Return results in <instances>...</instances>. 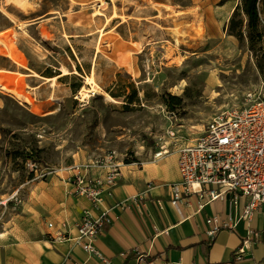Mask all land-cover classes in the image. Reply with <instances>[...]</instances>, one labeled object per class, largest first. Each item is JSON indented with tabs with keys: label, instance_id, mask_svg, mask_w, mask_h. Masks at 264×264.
I'll list each match as a JSON object with an SVG mask.
<instances>
[{
	"label": "rangeland",
	"instance_id": "374dc122",
	"mask_svg": "<svg viewBox=\"0 0 264 264\" xmlns=\"http://www.w3.org/2000/svg\"><path fill=\"white\" fill-rule=\"evenodd\" d=\"M101 1L0 0V83L14 91L0 87V258L24 239L35 183L110 153L120 168L161 146L169 154L264 91V39L250 47L227 34L237 0ZM259 10L264 32V0ZM25 75L60 76L36 102ZM88 77L98 91L82 98Z\"/></svg>",
	"mask_w": 264,
	"mask_h": 264
},
{
	"label": "crops",
	"instance_id": "0c3cea01",
	"mask_svg": "<svg viewBox=\"0 0 264 264\" xmlns=\"http://www.w3.org/2000/svg\"><path fill=\"white\" fill-rule=\"evenodd\" d=\"M25 77L30 89L23 92L36 102V95L44 88L53 89L51 81L57 78L38 81L31 75ZM177 159L173 150L159 160L120 168L122 178L113 192L122 207L114 206L112 199L105 200L103 206L110 207L109 223L94 243L106 264H232L233 252L247 240L249 231L255 234L248 240L252 244L237 264H264V205L248 222L240 221L232 231L220 230L209 243L204 235V220L214 215L227 220L231 198L228 195L184 219L186 212L179 213L170 204L171 185L180 181ZM106 172V167H98L89 175L102 177ZM132 197H136L135 201ZM28 199L32 213L26 210L24 239L7 248V257L0 258L1 264H103L96 256L85 254L74 241L82 212L87 210L96 218L99 209L93 208L88 198L74 193L69 178L35 183ZM44 221L46 226L52 223L53 233L44 230ZM15 222L18 221H11L10 232ZM135 251L145 255V263L137 262Z\"/></svg>",
	"mask_w": 264,
	"mask_h": 264
},
{
	"label": "built area",
	"instance_id": "2783aa9c",
	"mask_svg": "<svg viewBox=\"0 0 264 264\" xmlns=\"http://www.w3.org/2000/svg\"><path fill=\"white\" fill-rule=\"evenodd\" d=\"M175 151L180 181L171 185L170 204L179 213L186 212H183L184 219L199 214L205 207L223 201L229 195L227 220H220L217 215L204 220L207 241L211 243L222 229L232 231L240 221L248 222L264 205V91L248 94L241 107L213 117L198 137ZM167 154L168 149L161 146L154 152L153 159L159 160ZM93 167H106L107 172L102 177H92L87 171ZM84 171L77 168L69 180L74 193L88 198L92 207L99 209V216L94 218L84 210L74 241L85 254L96 256L106 264L94 243L109 223L110 207L103 206L105 200L112 199L114 206L122 207L113 192L122 175L112 153L91 161ZM135 199L132 197L133 201ZM241 200H244L243 204ZM47 227L51 229L52 223H47ZM254 235L252 231L248 232L247 240L233 252L230 263L237 264L244 259L252 244L248 240ZM58 237L61 239L62 234ZM136 260L145 263V255L136 252Z\"/></svg>",
	"mask_w": 264,
	"mask_h": 264
},
{
	"label": "trees",
	"instance_id": "16d2710c",
	"mask_svg": "<svg viewBox=\"0 0 264 264\" xmlns=\"http://www.w3.org/2000/svg\"><path fill=\"white\" fill-rule=\"evenodd\" d=\"M227 1L230 0H221V4ZM260 2L261 0H237L227 25L228 35L235 37L239 43L246 39L250 47L261 44L264 39V32L261 29ZM164 100L171 110L178 107L181 102L180 98L170 95H166ZM5 155L16 159L21 154L12 152Z\"/></svg>",
	"mask_w": 264,
	"mask_h": 264
},
{
	"label": "bare ground",
	"instance_id": "6f19581e",
	"mask_svg": "<svg viewBox=\"0 0 264 264\" xmlns=\"http://www.w3.org/2000/svg\"><path fill=\"white\" fill-rule=\"evenodd\" d=\"M100 2H102V1L100 0ZM223 51L225 53H230L232 51V49L230 47H225L223 49ZM61 74L66 75V74H68V72L66 70H64ZM85 84L88 85L89 87L83 86L79 92V96H81L82 98H85L88 96V93H93V94L97 93L98 87L94 84L91 77L86 78ZM7 86H8L7 84H1L0 83L1 89H4L6 91L13 93L14 91L9 89ZM27 102L31 103L30 100H28V99H27Z\"/></svg>",
	"mask_w": 264,
	"mask_h": 264
}]
</instances>
